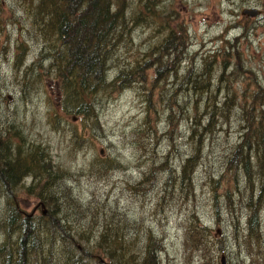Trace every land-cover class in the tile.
<instances>
[{"label": "rangeland", "instance_id": "obj_1", "mask_svg": "<svg viewBox=\"0 0 264 264\" xmlns=\"http://www.w3.org/2000/svg\"><path fill=\"white\" fill-rule=\"evenodd\" d=\"M112 1L121 3L124 17L110 44L108 79L133 68L143 77L97 92L95 113L85 116L62 103L52 73L33 68L49 40L29 2L0 0V136L8 153L12 141L22 144L20 156L37 145L51 157L42 169L50 178L45 192L42 185L28 188L29 175L10 190L0 186V223L14 208L30 218L39 241L30 264L43 255L48 264H109L114 238L123 264H137L149 236L159 264H264V190L258 196L255 152L242 148L230 156L248 122L264 125V0ZM243 7L259 13H241ZM49 61L42 60L43 68ZM192 152L190 179H181ZM41 208L52 221L44 222ZM252 208L256 235L246 227ZM6 228L5 234L0 228V258L9 251L15 259L18 232ZM72 239L81 252H73Z\"/></svg>", "mask_w": 264, "mask_h": 264}, {"label": "trees", "instance_id": "obj_2", "mask_svg": "<svg viewBox=\"0 0 264 264\" xmlns=\"http://www.w3.org/2000/svg\"><path fill=\"white\" fill-rule=\"evenodd\" d=\"M30 6L32 19L39 24L38 29L43 35V41H47L44 45L47 48L46 54L39 56L33 60V68L36 67V74L40 75L43 71L53 74L55 87L61 94V100L64 105H71L69 108L73 113L92 116L95 113L93 97L99 91L108 89L109 91H118L136 81L139 76L143 77L142 70L133 68L124 72L120 69L113 77L108 79L107 75V58L110 56V44L114 39V30L118 23L123 20L124 12L121 3L112 0H27ZM51 41V42H50ZM173 42V40L171 39ZM169 45H172L170 43ZM24 46L19 47L14 57V66L20 64V58L23 54ZM49 58L48 65L43 68V59ZM158 70V69H156ZM131 72L128 79H124V74ZM140 73V75H139ZM107 79V80H106ZM191 79H188L190 81ZM190 83V82H188ZM191 87L196 82L191 80ZM202 92L205 90L201 88ZM208 97V96H207ZM226 99V98H224ZM229 102L223 100L221 105L225 106ZM240 133L239 140L235 143L231 150L232 158L241 151L242 148H252L255 152L254 165L258 172V196L264 190V125L248 122ZM2 133V131H0ZM249 134H253L254 138H248ZM12 153L6 149L7 140L0 136V145L4 147V158L0 155V186L5 190H10L23 177L30 176V184L32 186L42 185L43 188L49 186L50 178L47 177L45 171L46 163L51 161V157L46 149L41 146H29L28 151L20 156L22 144L20 142L13 143ZM9 144V145H10ZM253 145V147H251ZM196 158L195 153L188 154L180 167L181 179H190L193 171V162ZM240 161V167L246 170L250 163V156L245 155ZM11 161V162H10ZM52 165V164H51ZM14 171L12 174L10 171ZM41 187V186H40ZM252 193H249L251 197ZM49 202H53V197H47ZM60 198V195H59ZM14 208V207H13ZM61 210V207L58 209ZM44 222L47 223L49 215H41ZM30 218L20 217L15 210L6 218L1 219L0 228L3 233L5 225L8 229H14L18 232L17 237V256L11 259L10 252L0 258V264H30L31 256L35 251V246L39 243L36 236L31 233L33 226L29 225ZM52 221V220H50ZM45 223V224H46ZM11 226V228L9 227ZM56 227L62 232L64 228L55 221ZM247 233L257 234L259 231V219L257 208H252L246 215ZM6 231L8 233V230ZM18 229V230H16ZM13 230V231H14ZM6 233V232H5ZM4 233V234H5ZM76 239H72L74 243ZM100 242H104L103 239ZM116 238L112 240L108 248L109 264H123L122 254L124 252L121 243L116 245ZM156 243V248L154 247ZM45 243V241L43 242ZM6 245V243H5ZM74 253L81 252L77 244H72ZM158 244L155 240H150V236L144 245L142 256L137 264H159L157 257ZM36 255V252L33 253ZM71 259L78 261V256L72 254ZM48 264V258L40 256L34 261L36 264ZM102 260V259H101ZM131 260V259H130ZM100 261L99 259L97 262Z\"/></svg>", "mask_w": 264, "mask_h": 264}, {"label": "water", "instance_id": "obj_3", "mask_svg": "<svg viewBox=\"0 0 264 264\" xmlns=\"http://www.w3.org/2000/svg\"><path fill=\"white\" fill-rule=\"evenodd\" d=\"M241 12L251 16L257 15L259 13V9L255 7H243ZM41 206H43V203H41ZM41 211L44 212V209H42Z\"/></svg>", "mask_w": 264, "mask_h": 264}, {"label": "flooded vegetation", "instance_id": "obj_4", "mask_svg": "<svg viewBox=\"0 0 264 264\" xmlns=\"http://www.w3.org/2000/svg\"><path fill=\"white\" fill-rule=\"evenodd\" d=\"M225 1H226L228 4H232V5L235 3V1H233V0H225ZM233 10H234V9H232V10L229 11V12H230V13H233ZM35 209H36V207L33 208V210H35ZM41 213H43V215H46V214H47V213L42 212V211H41ZM29 215H32V214L30 213Z\"/></svg>", "mask_w": 264, "mask_h": 264}]
</instances>
